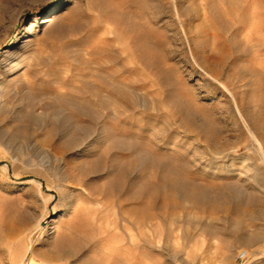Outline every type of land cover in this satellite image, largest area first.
Segmentation results:
<instances>
[{
  "label": "rangeland",
  "instance_id": "rangeland-1",
  "mask_svg": "<svg viewBox=\"0 0 264 264\" xmlns=\"http://www.w3.org/2000/svg\"><path fill=\"white\" fill-rule=\"evenodd\" d=\"M0 264H264V0H0Z\"/></svg>",
  "mask_w": 264,
  "mask_h": 264
},
{
  "label": "bare ground",
  "instance_id": "bare-ground-1",
  "mask_svg": "<svg viewBox=\"0 0 264 264\" xmlns=\"http://www.w3.org/2000/svg\"><path fill=\"white\" fill-rule=\"evenodd\" d=\"M256 11H257V9H256ZM256 11L254 10L253 15H254V14L258 15L257 13H255ZM251 14H252V13H251ZM54 18H55L54 16H48V17H45V18H43V19L41 20V24L49 25L50 23L53 22ZM258 20L262 22L263 19L260 20V19L258 18ZM52 228H54L53 221H51L48 225L44 226V229H45L46 231H47L48 229H52Z\"/></svg>",
  "mask_w": 264,
  "mask_h": 264
},
{
  "label": "built area",
  "instance_id": "built-area-1",
  "mask_svg": "<svg viewBox=\"0 0 264 264\" xmlns=\"http://www.w3.org/2000/svg\"><path fill=\"white\" fill-rule=\"evenodd\" d=\"M246 253L244 251L240 252L237 255V259H239L240 261H242L245 258Z\"/></svg>",
  "mask_w": 264,
  "mask_h": 264
}]
</instances>
